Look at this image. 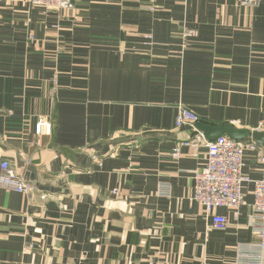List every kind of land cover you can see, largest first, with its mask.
<instances>
[{
  "label": "crops",
  "instance_id": "obj_1",
  "mask_svg": "<svg viewBox=\"0 0 264 264\" xmlns=\"http://www.w3.org/2000/svg\"><path fill=\"white\" fill-rule=\"evenodd\" d=\"M180 105L258 127L264 0H0V163L32 186L0 185V264H255L239 253L258 240L253 184L214 227L194 200L206 149L183 145L199 131L176 127ZM243 171L261 178L257 152Z\"/></svg>",
  "mask_w": 264,
  "mask_h": 264
},
{
  "label": "built area",
  "instance_id": "obj_2",
  "mask_svg": "<svg viewBox=\"0 0 264 264\" xmlns=\"http://www.w3.org/2000/svg\"><path fill=\"white\" fill-rule=\"evenodd\" d=\"M260 0H240L241 5L255 6ZM31 6L44 7L47 11L68 10L74 7V0H27ZM196 33L189 30L186 37ZM150 37V36H149ZM199 121L198 115L190 108L180 105L175 119L176 127L195 126ZM253 130L264 131V118L258 127ZM52 132V125L44 118L36 124V133L49 135ZM184 146H191L196 151L199 147L206 149L205 167L195 171L194 200L201 204L208 215H211L213 226L225 229L228 224L227 217L216 214L217 208L228 207L238 213L240 206L245 202L244 185L253 184V202L251 204L254 214L259 219L255 229L258 240L255 244L241 247V257L252 261L255 264H263L264 260V147L251 140H236L227 135L209 140L202 132H198L187 141ZM250 151L257 152L262 163V176L259 179H251L244 173V158ZM180 156L177 149L174 153ZM197 155V153H195ZM2 174L0 185L28 194L31 192V183L20 177L11 167L9 161L3 160L0 163ZM242 264H246L241 261Z\"/></svg>",
  "mask_w": 264,
  "mask_h": 264
},
{
  "label": "water",
  "instance_id": "obj_3",
  "mask_svg": "<svg viewBox=\"0 0 264 264\" xmlns=\"http://www.w3.org/2000/svg\"><path fill=\"white\" fill-rule=\"evenodd\" d=\"M195 127L209 140H215L220 136L227 135L236 140H251L264 147V131L240 128L230 123L212 126L203 122H197Z\"/></svg>",
  "mask_w": 264,
  "mask_h": 264
}]
</instances>
